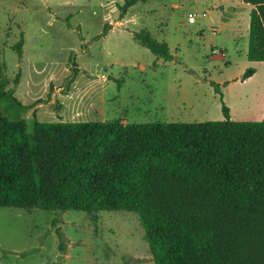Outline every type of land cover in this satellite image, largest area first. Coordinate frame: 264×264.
I'll return each mask as SVG.
<instances>
[{"label": "rangeland", "instance_id": "374dc122", "mask_svg": "<svg viewBox=\"0 0 264 264\" xmlns=\"http://www.w3.org/2000/svg\"><path fill=\"white\" fill-rule=\"evenodd\" d=\"M123 1L0 0V82L28 107L2 101L0 111L26 118L28 134L33 115L38 122L204 123L224 120L221 96L232 121H261L264 63L246 58L242 0H150L120 18ZM144 29L167 44L171 61L133 40ZM249 69L256 73L243 82ZM0 264L154 263L133 213L101 212L92 221L82 212L0 208Z\"/></svg>", "mask_w": 264, "mask_h": 264}, {"label": "trees", "instance_id": "16d2710c", "mask_svg": "<svg viewBox=\"0 0 264 264\" xmlns=\"http://www.w3.org/2000/svg\"><path fill=\"white\" fill-rule=\"evenodd\" d=\"M149 1L124 0L120 18ZM242 2L252 7L246 58L264 63V0ZM132 38L172 60L147 30ZM23 45L21 33L18 58ZM5 86L0 102L27 110ZM220 101L223 121L38 122L33 115L30 134L26 118L0 111V208L82 212L92 221L101 212L133 213L154 264H264V115L235 122Z\"/></svg>", "mask_w": 264, "mask_h": 264}, {"label": "crops", "instance_id": "0c3cea01", "mask_svg": "<svg viewBox=\"0 0 264 264\" xmlns=\"http://www.w3.org/2000/svg\"><path fill=\"white\" fill-rule=\"evenodd\" d=\"M242 3V2H241ZM243 5H244V7H246V10H248V12H250V10H251V6L250 5H247V4H244L243 3ZM177 7V6H176ZM230 23H231V21H229L227 24V26H229L230 25ZM248 27H249V13H248V19L246 20V37H248ZM246 55H247V53H246ZM255 63H260V64H263V63H261V62H255ZM255 70V69H254ZM255 73H256V70H255ZM255 73H254V75H255ZM254 75H252L250 78H252ZM250 78H248L247 80H249ZM247 80H245V81H247ZM244 82V81H243ZM264 115V114H263Z\"/></svg>", "mask_w": 264, "mask_h": 264}, {"label": "built area", "instance_id": "2783aa9c", "mask_svg": "<svg viewBox=\"0 0 264 264\" xmlns=\"http://www.w3.org/2000/svg\"><path fill=\"white\" fill-rule=\"evenodd\" d=\"M197 15L189 13L187 15V23L194 24L196 22Z\"/></svg>", "mask_w": 264, "mask_h": 264}]
</instances>
